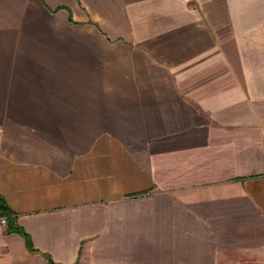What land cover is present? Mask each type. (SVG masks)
<instances>
[{
    "label": "crops",
    "instance_id": "0c3cea01",
    "mask_svg": "<svg viewBox=\"0 0 264 264\" xmlns=\"http://www.w3.org/2000/svg\"><path fill=\"white\" fill-rule=\"evenodd\" d=\"M1 217L0 264H264V0H0Z\"/></svg>",
    "mask_w": 264,
    "mask_h": 264
},
{
    "label": "trees",
    "instance_id": "16d2710c",
    "mask_svg": "<svg viewBox=\"0 0 264 264\" xmlns=\"http://www.w3.org/2000/svg\"><path fill=\"white\" fill-rule=\"evenodd\" d=\"M1 208L4 211H7V212L9 211L4 203L1 204ZM16 228H17V226L12 224V220H11V222L8 224V230H12V229H16ZM26 237H27V243L29 244V246H31L29 237L28 236H26ZM31 249H34V248L31 247Z\"/></svg>",
    "mask_w": 264,
    "mask_h": 264
},
{
    "label": "water",
    "instance_id": "95a60500",
    "mask_svg": "<svg viewBox=\"0 0 264 264\" xmlns=\"http://www.w3.org/2000/svg\"><path fill=\"white\" fill-rule=\"evenodd\" d=\"M49 260H50L51 264H65V263H62V262L54 261L53 259H51V257H49ZM72 264H79V263H78V261H75Z\"/></svg>",
    "mask_w": 264,
    "mask_h": 264
},
{
    "label": "built area",
    "instance_id": "2783aa9c",
    "mask_svg": "<svg viewBox=\"0 0 264 264\" xmlns=\"http://www.w3.org/2000/svg\"><path fill=\"white\" fill-rule=\"evenodd\" d=\"M0 221H1L2 223H5V222H6V218H5V217H1V218H0Z\"/></svg>",
    "mask_w": 264,
    "mask_h": 264
}]
</instances>
